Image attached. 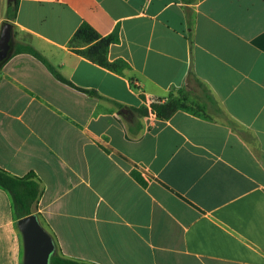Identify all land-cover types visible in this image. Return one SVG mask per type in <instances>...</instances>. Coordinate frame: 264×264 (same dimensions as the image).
<instances>
[{
  "label": "crops",
  "instance_id": "0c3cea01",
  "mask_svg": "<svg viewBox=\"0 0 264 264\" xmlns=\"http://www.w3.org/2000/svg\"><path fill=\"white\" fill-rule=\"evenodd\" d=\"M6 6L0 30L63 78L25 52L0 67V169L37 181L53 254L264 264V0H18L14 20ZM81 22L117 34L120 73L69 48ZM179 89L205 118L136 111ZM21 217L0 187V264H22Z\"/></svg>",
  "mask_w": 264,
  "mask_h": 264
},
{
  "label": "trees",
  "instance_id": "16d2710c",
  "mask_svg": "<svg viewBox=\"0 0 264 264\" xmlns=\"http://www.w3.org/2000/svg\"><path fill=\"white\" fill-rule=\"evenodd\" d=\"M18 8V0L7 2L6 18L14 20ZM185 17L189 29L191 28V11L185 8ZM118 36L115 32L106 35H100L87 22H81L75 29L68 41L69 48L88 59L89 61L107 68L113 72L120 73L124 64L120 61H111L107 56L108 48L111 43L116 42ZM20 52L29 53L39 59L58 79L63 80L60 73L32 46L30 45H13L10 40V49L7 57L0 60V67L12 55ZM131 86L135 87L133 84ZM177 95H169L167 98H153L147 105L140 106L136 109L141 115L153 114L159 119H168L175 111L184 110L189 113L206 117L203 106L197 103L189 102L187 94L182 89L177 90ZM132 176L141 185L147 184L146 179L136 171L131 172ZM0 187L6 189L12 196L15 209L19 216L28 215L31 212V206L37 200L40 189L37 181L31 174L18 177L8 174L0 169ZM49 264H97L85 262L82 260L63 258L52 254Z\"/></svg>",
  "mask_w": 264,
  "mask_h": 264
},
{
  "label": "water",
  "instance_id": "95a60500",
  "mask_svg": "<svg viewBox=\"0 0 264 264\" xmlns=\"http://www.w3.org/2000/svg\"><path fill=\"white\" fill-rule=\"evenodd\" d=\"M15 0H7L13 2ZM12 24L5 21L0 30V60L7 57L10 49ZM17 227L22 237V264H49L54 253V242L51 235L39 223L37 215L31 213L17 220Z\"/></svg>",
  "mask_w": 264,
  "mask_h": 264
},
{
  "label": "rangeland",
  "instance_id": "374dc122",
  "mask_svg": "<svg viewBox=\"0 0 264 264\" xmlns=\"http://www.w3.org/2000/svg\"><path fill=\"white\" fill-rule=\"evenodd\" d=\"M4 3L7 4V0H4ZM7 7V6H6ZM8 21V20H7ZM20 38V37H19ZM12 40V44L15 45L17 42V34L16 32H14L13 28H12V34H11V39ZM24 40V39H23Z\"/></svg>",
  "mask_w": 264,
  "mask_h": 264
}]
</instances>
